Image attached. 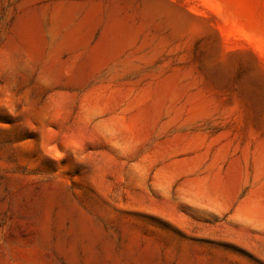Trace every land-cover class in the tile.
<instances>
[{"label":"rangeland","instance_id":"rangeland-1","mask_svg":"<svg viewBox=\"0 0 264 264\" xmlns=\"http://www.w3.org/2000/svg\"><path fill=\"white\" fill-rule=\"evenodd\" d=\"M70 5L77 21L95 13L84 58L107 30L131 37L79 77L72 48L49 57ZM253 193L264 198V0H0V264H264V220L239 211ZM66 201L101 230L95 257L60 225Z\"/></svg>","mask_w":264,"mask_h":264},{"label":"bare ground","instance_id":"bare-ground-1","mask_svg":"<svg viewBox=\"0 0 264 264\" xmlns=\"http://www.w3.org/2000/svg\"><path fill=\"white\" fill-rule=\"evenodd\" d=\"M58 26L53 31L55 36H60V41L58 45L50 51L49 57L51 59H56L58 53L63 47H70L75 53V60L69 67V71L74 73L76 76H81L85 74L86 65L91 64L98 57L109 55L114 48H116L121 42H127L131 38L130 35L123 30H120L117 26L107 30L102 42L100 43L97 50L93 51L91 59L85 57L84 51L88 48L90 42L89 32L85 30L87 21L92 19L94 12L88 14L86 18L76 20L77 9L70 5L63 7L59 10ZM24 30L23 35L26 37L27 42L30 39L35 40V45H42V35L39 32V23L33 17H27L22 25ZM130 37V38H129ZM121 45V44H120ZM121 47V46H120ZM14 51V49L12 48ZM11 56L13 52H10ZM10 63L13 64V60ZM92 60V61H91ZM8 61V60H7ZM65 71V70H64ZM68 74V73H67ZM172 84L170 81H163L160 83L153 92V102L154 106L157 108L161 105L164 96L171 88ZM28 110L23 112V117H28ZM21 116V115H20ZM70 201V200H69ZM66 201L64 204H59V222L63 225L65 217H69L71 220L70 229L77 239L87 238L88 241L85 244L87 252L91 257L96 256V248L93 237L101 235V230L93 224L92 218L82 209L78 208L74 203ZM54 198L48 203L50 208L54 206ZM49 208V209H50ZM48 211V210H47ZM240 214L250 220L263 221L264 220V198L260 194L253 193L251 197L247 198L240 206ZM50 214V213H49ZM48 214V215H49ZM49 218V216H48ZM254 222V221H253ZM51 221L47 220L43 230L42 239L48 241L51 235ZM61 245L63 242L60 241ZM130 245V244H129ZM135 245V244H133ZM135 251V250H134ZM129 256V255H128ZM140 260V259H139ZM131 261V260H130ZM134 264H138V261H131ZM140 263V262H139Z\"/></svg>","mask_w":264,"mask_h":264}]
</instances>
